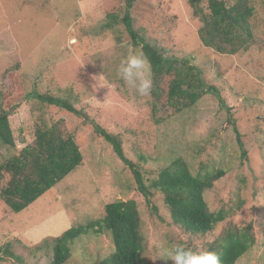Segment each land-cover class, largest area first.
<instances>
[{
	"label": "rangeland",
	"instance_id": "374dc122",
	"mask_svg": "<svg viewBox=\"0 0 264 264\" xmlns=\"http://www.w3.org/2000/svg\"><path fill=\"white\" fill-rule=\"evenodd\" d=\"M125 2L0 0V107L10 112L16 143L0 141V162L34 144L39 126L55 122L74 136L84 159L20 212L0 198V248L10 251H0V264H54V238L73 225L102 220L105 205L119 199L138 204L142 264H172L164 255L173 245L206 249L229 222L240 227L252 222L256 236L235 264H264V0H251L254 39L234 54L202 43V23L190 0L133 2L131 14L141 36L170 56L188 59L221 92L222 99L205 94L160 124L152 118L150 95H139L117 75L121 60L142 52L141 46L131 43L123 24L103 28L106 13ZM14 73L21 74L23 92L12 88ZM101 74L103 87L92 79ZM46 92L75 95L87 118L36 98ZM95 125L119 135L146 180L178 156L194 173L203 162L223 169L204 196L211 212L225 208L232 214L207 234L175 224L163 196L139 191L131 170ZM71 249L64 264H94L113 251V243L101 228L78 237Z\"/></svg>",
	"mask_w": 264,
	"mask_h": 264
},
{
	"label": "trees",
	"instance_id": "16d2710c",
	"mask_svg": "<svg viewBox=\"0 0 264 264\" xmlns=\"http://www.w3.org/2000/svg\"><path fill=\"white\" fill-rule=\"evenodd\" d=\"M134 1L126 0L124 6L109 10L103 28L123 24L131 43L141 46L142 53L150 62L149 95L153 101V120L160 124L195 104L205 94L217 95L222 99L218 87L204 80L200 68L190 64L186 58L179 59L168 55L163 47L141 36V32L134 26L131 14ZM202 2L190 0L193 13L202 23L199 28L202 43L221 53L234 54L246 50L254 39L251 18L255 14V7L251 0H208L207 6L202 5ZM13 76L12 88L23 92L21 74L14 73ZM36 98L75 116L87 118V114L77 105L78 98L73 94L46 92L37 93ZM9 117L10 112L1 106L0 141L14 147L15 135ZM95 130L112 144L115 153L131 170L137 187L144 196L155 192L163 196L175 224L194 234H207L232 214L225 208L211 212L204 196L205 190L213 186L214 180L225 174L223 169H210L203 162L198 172L194 173L188 161L178 156L162 167L155 177L146 180L139 165L125 154L119 135L100 125H95ZM236 131L238 143L246 156L247 152L237 128ZM35 136L34 144H28L19 154L0 162V198L12 212L17 213L27 208L84 160L74 136L58 122L46 127L39 126ZM105 211L106 215L102 220L73 225L54 238V264H64L70 259L71 246L78 237L97 233L101 228L109 231L113 251L94 264H142L140 212L137 202L134 199L115 200L105 205ZM255 241L252 222L244 227L229 222L206 250L215 252L220 257L221 264H235ZM3 250L10 253L9 247L0 248V251Z\"/></svg>",
	"mask_w": 264,
	"mask_h": 264
},
{
	"label": "clouds",
	"instance_id": "9594fccd",
	"mask_svg": "<svg viewBox=\"0 0 264 264\" xmlns=\"http://www.w3.org/2000/svg\"><path fill=\"white\" fill-rule=\"evenodd\" d=\"M151 65L142 52H135L123 58L117 68V75L141 96H147L151 91V80L148 78ZM100 87H103L104 78L101 75L93 77ZM92 88H97L96 84ZM166 258L172 264H221L220 257L204 248L194 249L183 245H173L165 250Z\"/></svg>",
	"mask_w": 264,
	"mask_h": 264
}]
</instances>
